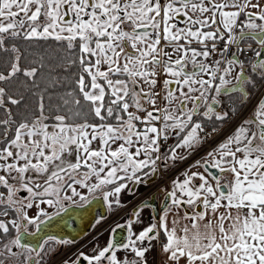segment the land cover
<instances>
[{
    "label": "snow or ice",
    "instance_id": "obj_1",
    "mask_svg": "<svg viewBox=\"0 0 264 264\" xmlns=\"http://www.w3.org/2000/svg\"><path fill=\"white\" fill-rule=\"evenodd\" d=\"M154 178L159 211L103 245L46 231ZM157 244L160 264H264V0H0V264H149Z\"/></svg>",
    "mask_w": 264,
    "mask_h": 264
},
{
    "label": "crops",
    "instance_id": "obj_2",
    "mask_svg": "<svg viewBox=\"0 0 264 264\" xmlns=\"http://www.w3.org/2000/svg\"><path fill=\"white\" fill-rule=\"evenodd\" d=\"M172 141H170L171 143ZM203 154V151H201L200 153L193 155L187 162H185L184 164L180 165V168L177 169V172H179L180 170H182L184 167L187 166V164L192 163L195 159H198L200 155ZM172 175H175V173H173ZM171 176L168 178L170 179ZM155 179V178H154ZM157 183L156 185H158V187L160 188L163 184H166L168 182V180H164V181H159L158 178H156L155 180ZM154 183V182H153ZM152 184V183H151ZM155 184V183H154ZM147 187H142L139 191V193L137 194V196L135 197H127L125 196L124 199L122 200V203L125 204L126 206L123 208H118V209H114V210H109L107 208V206L103 203L104 206V215L103 216H96L94 222L91 224V226L89 227V229L87 230L86 233H84L82 236L78 237L77 239H75L74 241H76V245L75 247H68L64 249V253L70 255L71 252L75 251L76 248L81 247V245H84L86 250H90L91 247L96 244L99 243L100 245H103L105 243V241L109 238V232L110 229L115 227L116 224H123L125 223V221L129 218L130 213L132 211V206L139 200L141 199L146 193L148 194V192L150 191V189H147ZM146 194V195H147ZM163 193H161L160 191L157 194V198L160 199L159 197L162 195ZM145 195V196H146ZM98 212L100 211L99 209L97 210ZM101 217H104L101 226L99 227H94L95 225V221L97 219H100ZM151 213H150V209L145 208L143 213H142V219H143V225H137L136 226V230H140L143 226L148 225L150 222H153L151 220ZM120 231V232H119ZM119 235L121 237H125L127 235L126 230H119ZM93 236H97L98 239L93 241L92 237ZM67 239V238H64ZM156 243V242H153ZM64 255H61L58 259H63ZM148 259H149V264H160V254H159V245H156V249L151 252L148 255Z\"/></svg>",
    "mask_w": 264,
    "mask_h": 264
},
{
    "label": "water",
    "instance_id": "obj_3",
    "mask_svg": "<svg viewBox=\"0 0 264 264\" xmlns=\"http://www.w3.org/2000/svg\"><path fill=\"white\" fill-rule=\"evenodd\" d=\"M154 193L155 197L153 198ZM143 200H147L150 205L155 206V209L159 211L160 206L163 202V195L160 199H158L156 195V189L153 188L152 190H150L147 196H144L142 199L137 201L131 209L133 210ZM98 209L100 210L99 212L97 211ZM149 209L151 215H155L153 207H149ZM80 212H83V214ZM103 215V202H94L92 205L87 206L86 208H75L70 210V215L62 214L63 218H57L46 231H48L50 235H54L58 238L75 240L87 232L91 224L94 222L96 216ZM80 217L81 221L79 222L78 218Z\"/></svg>",
    "mask_w": 264,
    "mask_h": 264
},
{
    "label": "rangeland",
    "instance_id": "obj_4",
    "mask_svg": "<svg viewBox=\"0 0 264 264\" xmlns=\"http://www.w3.org/2000/svg\"><path fill=\"white\" fill-rule=\"evenodd\" d=\"M225 110H227V109H225ZM158 179H159V178H158ZM155 180H156V178H155ZM155 180H154V183L156 184L157 182H156ZM159 181H160V179H159ZM154 183L148 185V188H146V190H147V189L152 190L153 188L151 189V187H153V186L155 185ZM157 186H158V185H157ZM149 192H150V191H149ZM149 192H148V193H149ZM146 194H147V193H146ZM146 194H145V195H146ZM145 195H144V196H145ZM147 195H148V194H147ZM144 196H143V197H144ZM143 197H142V198H143ZM142 198H141V199H142ZM139 200H140V199H139ZM139 200H138V201H139Z\"/></svg>",
    "mask_w": 264,
    "mask_h": 264
},
{
    "label": "flooded vegetation",
    "instance_id": "obj_5",
    "mask_svg": "<svg viewBox=\"0 0 264 264\" xmlns=\"http://www.w3.org/2000/svg\"><path fill=\"white\" fill-rule=\"evenodd\" d=\"M155 180V179H154ZM152 188H154V189H156V195L158 194V192H159V187L155 184L153 187H151V189ZM163 195V194H162ZM162 195L159 197V198H161L162 197ZM147 196V195H146ZM79 217V216H78ZM79 219V222L81 221V217L80 218H78Z\"/></svg>",
    "mask_w": 264,
    "mask_h": 264
},
{
    "label": "bare ground",
    "instance_id": "obj_6",
    "mask_svg": "<svg viewBox=\"0 0 264 264\" xmlns=\"http://www.w3.org/2000/svg\"><path fill=\"white\" fill-rule=\"evenodd\" d=\"M80 213H82V214H83V212H80Z\"/></svg>",
    "mask_w": 264,
    "mask_h": 264
}]
</instances>
